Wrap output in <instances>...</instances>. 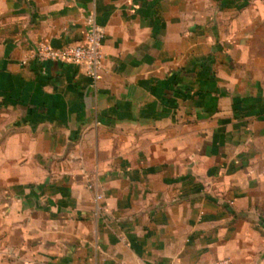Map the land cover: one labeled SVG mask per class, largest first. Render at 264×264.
Wrapping results in <instances>:
<instances>
[{
    "label": "crops",
    "instance_id": "obj_1",
    "mask_svg": "<svg viewBox=\"0 0 264 264\" xmlns=\"http://www.w3.org/2000/svg\"><path fill=\"white\" fill-rule=\"evenodd\" d=\"M92 16L98 81L33 57ZM226 261L264 264V0H0V264Z\"/></svg>",
    "mask_w": 264,
    "mask_h": 264
},
{
    "label": "built area",
    "instance_id": "obj_2",
    "mask_svg": "<svg viewBox=\"0 0 264 264\" xmlns=\"http://www.w3.org/2000/svg\"><path fill=\"white\" fill-rule=\"evenodd\" d=\"M105 38L104 28L99 26L92 16L87 20V30L83 41L66 45L63 48H54L49 43L42 42L37 46L33 57L40 62L51 61L84 66L88 75L98 81L101 77L105 57ZM94 179L93 174L88 176L90 182ZM96 199L99 202L103 199V196L98 195ZM222 264H229V262L226 261Z\"/></svg>",
    "mask_w": 264,
    "mask_h": 264
}]
</instances>
